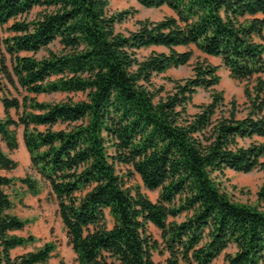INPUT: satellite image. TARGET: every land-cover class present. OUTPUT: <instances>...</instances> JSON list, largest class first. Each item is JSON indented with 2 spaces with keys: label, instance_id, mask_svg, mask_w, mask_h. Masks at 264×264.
Listing matches in <instances>:
<instances>
[{
  "label": "trees",
  "instance_id": "1",
  "mask_svg": "<svg viewBox=\"0 0 264 264\" xmlns=\"http://www.w3.org/2000/svg\"><path fill=\"white\" fill-rule=\"evenodd\" d=\"M135 1L171 15L122 34L117 25L135 12L112 13L110 0H0L8 34L0 36V143L17 150L22 127L30 164L23 178L0 176V264H49L55 251L47 243L12 256L35 241L15 234L28 224L12 213L16 185L33 196L48 189L76 264H155V252L165 264H213L221 255L222 264H264V208L234 203L216 181L226 170L261 171L264 203V143H238L264 138V0ZM34 9V19H22ZM191 47L247 83L244 117L214 90L218 68L207 62L161 96L153 78L188 65ZM152 48L164 51L140 57ZM201 89L210 101L189 115ZM53 94L67 98L37 99ZM16 167L0 144V170ZM118 167L157 201L127 189Z\"/></svg>",
  "mask_w": 264,
  "mask_h": 264
},
{
  "label": "rangeland",
  "instance_id": "2",
  "mask_svg": "<svg viewBox=\"0 0 264 264\" xmlns=\"http://www.w3.org/2000/svg\"><path fill=\"white\" fill-rule=\"evenodd\" d=\"M110 12L120 11H134L133 17H129L122 24L117 25L118 32L122 34H128L136 29L138 21L150 20L153 22L159 21L171 12L166 8L160 9H145L137 4L135 0H110L109 2ZM40 9H34L29 15L24 16L22 19L32 20ZM8 34L0 29V36L6 37ZM54 48L53 46L51 47ZM194 52V57L188 65L180 67L178 69H171L165 74L155 76L153 83L156 87H163L164 92L161 96H165L173 89L172 81L189 78L193 75V67L197 62H207L214 66H217V75L220 78L219 85L214 88L215 91L222 92L225 99V103H229L234 100L237 104V118H242L246 114L245 98L243 95V88L247 84L246 82H238L230 78L229 72L223 67L220 59L208 58L201 54L194 47H191ZM178 50L183 51L184 48ZM151 51L161 52L162 48H152L148 50H141L140 57H146ZM264 80V77H263ZM11 95L18 97V94L11 90ZM211 90H199L193 97L192 103L188 108V114L194 115L197 113V106L206 104L210 101ZM23 95H25L23 93ZM71 98L77 99L78 96L70 95ZM65 94H53L49 96H39L38 101H61L66 99ZM11 115L15 117L14 111H11ZM0 117H4L3 108L0 104ZM17 150L9 153L3 143L1 147L3 151L17 163L16 169L10 172L1 171L0 176L8 178H23L30 174L29 170V156L24 148L22 142V127L17 128ZM240 146L247 147L250 144L264 143V138L253 137L252 139H245L238 141ZM119 176L123 177L125 187L129 190L138 188L146 195L152 202L157 201L158 192L148 191L142 185V182L137 174L127 176L130 169L128 167L117 168ZM217 183L221 190L226 193L231 201L238 204H246L250 206H256L259 209L264 208V203H260L257 200V192L263 181V173L261 171H253L248 174L236 173L234 171L226 170L222 176L216 178ZM13 198L15 207L12 211L22 220L28 221L24 230L15 232L16 235L27 238L28 236L34 237L35 241L25 248H18L12 251V256H17L23 253L35 251L43 247L47 243L55 245V251L53 257L50 259L49 264H76L75 255L71 250V247L67 243L65 231L63 229L61 220L57 214L56 204L48 194L47 188H42L41 193L38 196H33L26 191L24 187L16 185L15 191H9ZM16 192V195L14 194ZM107 216V214H106ZM108 225L111 226L112 221L107 216ZM148 234L155 240L160 241V232L152 225L147 226ZM226 253H234V248L230 247L226 250ZM223 256L221 255L213 264H222ZM153 260L155 264H165L166 254L161 255L158 252L153 254Z\"/></svg>",
  "mask_w": 264,
  "mask_h": 264
},
{
  "label": "crops",
  "instance_id": "3",
  "mask_svg": "<svg viewBox=\"0 0 264 264\" xmlns=\"http://www.w3.org/2000/svg\"><path fill=\"white\" fill-rule=\"evenodd\" d=\"M206 56V55H205ZM206 57H208V58H212V59H218V58H214V57H209V56H206Z\"/></svg>",
  "mask_w": 264,
  "mask_h": 264
}]
</instances>
